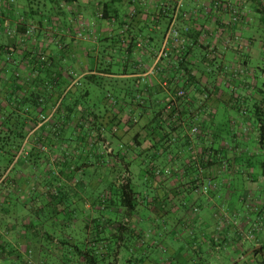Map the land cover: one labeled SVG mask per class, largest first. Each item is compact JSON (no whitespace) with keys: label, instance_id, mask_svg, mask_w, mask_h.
Instances as JSON below:
<instances>
[{"label":"crops","instance_id":"obj_1","mask_svg":"<svg viewBox=\"0 0 264 264\" xmlns=\"http://www.w3.org/2000/svg\"><path fill=\"white\" fill-rule=\"evenodd\" d=\"M173 16L185 51L165 42ZM28 25L35 33L26 38ZM1 47L0 69L22 73L16 93L23 99L32 89L30 74L45 77L43 70L30 72L27 51L38 47L51 57L53 72L47 77L56 83L40 88L37 107L43 114L58 101L61 105L50 121L36 122L29 131L22 156L0 169V203L10 206L19 197L27 207L72 208L96 185L92 175L106 185L102 176L123 167L132 175L146 176L150 169L168 174L159 182L165 192L183 182L178 175L188 173L213 177L220 189L244 168L245 210L223 212V227L201 231L206 221L196 218L185 246L172 255L167 247V256L156 260L151 255L159 256L158 251L149 250L168 233L149 231L159 237L149 247L143 232L135 231L131 251L143 260L138 264H264V142L259 143L253 113L264 114V0H0ZM180 90L184 96L175 100ZM169 100L176 118L160 116ZM0 101L5 112L20 111L26 125L33 121L30 102L19 107ZM222 105L231 112L228 121L219 119ZM53 125L62 128L57 135L49 133ZM216 140L221 143L215 145ZM30 149L36 155L30 157ZM64 190L71 196L60 195ZM62 215L52 221L64 224ZM69 217L75 236L86 218L74 212ZM38 223L37 217L0 216V264H16L29 249L46 253L49 245L38 241L60 234Z\"/></svg>","mask_w":264,"mask_h":264},{"label":"trees","instance_id":"obj_2","mask_svg":"<svg viewBox=\"0 0 264 264\" xmlns=\"http://www.w3.org/2000/svg\"><path fill=\"white\" fill-rule=\"evenodd\" d=\"M25 31V30H24ZM24 35V32H23ZM24 43V39L21 40ZM180 48V47H179ZM177 48V50H179ZM44 49V48H43ZM184 50V47L181 48ZM0 53H3L4 47L0 48ZM27 51V50H26ZM185 51V50H184ZM180 52V50L178 51ZM26 55L28 58H31L32 65L31 73L39 69V73L43 70L45 77L43 79H37V74H30L32 77V89L30 91V96L27 99H23L16 92L18 88L19 81H23L22 73L16 74L13 71L3 72L0 69V100H4L5 103L12 100V102L21 107L22 101L30 102L32 107V112H34L33 117L41 112L38 111V100L41 99L42 95L40 94V88L51 89L56 83V80L48 78L47 76L52 75V59L51 57L45 55L44 51L39 52L38 47L33 50H28ZM184 58V57H183ZM183 60V59H182ZM184 70H187L189 67L188 64H183ZM51 77V76H50ZM55 82V83H54ZM31 88V87H30ZM39 90H36V89ZM182 96H178L179 91L174 95V99L184 96V91ZM136 99H142L136 95ZM173 101L169 100L168 104H171ZM61 101H58L55 108V111L51 118H53L58 107H60ZM54 105V106H55ZM48 112L43 114H48ZM171 113H166L165 109L161 111L160 116L164 118H176L178 113L175 109L170 111ZM20 111L5 112L4 106L0 101V169L4 171L11 164L18 151L23 147V143L26 135L36 126V118L29 122L26 125L23 121V118L20 117ZM30 113V112H29ZM257 116V126L256 131L259 136V143L264 142V114L259 110L253 112ZM42 114V113H41ZM16 117H19L17 120ZM161 116V117H162ZM61 127L53 125L50 127L49 133L57 135ZM43 147V146H41ZM48 147V144H47ZM122 147V145H119ZM35 149H30L29 156L36 155L34 152ZM41 150L40 146L37 148V152ZM34 153V154H33ZM122 171V168L117 170L115 174H119ZM146 175L149 179H152L155 175L159 174V170L150 169ZM96 183L94 188H91L92 200L88 201V197L83 201L80 198L77 199L76 206L70 208L68 205L57 207L56 205L49 204L48 206L38 207V206H23L19 197L14 198L12 205L6 206L4 208L16 207L17 210H14L12 216L19 218H31L37 217L40 220L42 227H45V230L55 229L58 232L59 237H52L48 234L47 237L42 238L38 242H41L45 245H49L45 254L41 256L32 252L34 250H27V258L35 260V263H32L31 260L23 258L24 255L17 257L16 264H138L143 260L139 256H136L132 253L131 248L134 246L133 243L136 240L134 235V230L130 228L128 224L123 222L124 217H132L136 214V192L131 187L129 182L124 180L121 181V184L118 186L112 181L108 184L98 183V175L94 174L91 176ZM124 178V177H123ZM96 179V180H95ZM127 179V178H125ZM81 183V180L77 181ZM62 190V189H61ZM60 195L70 194L68 190L58 191ZM150 190L143 189L140 195L144 197H150ZM47 195L52 198L54 192L48 191ZM88 193V191L86 192ZM2 194V192H0ZM66 198L67 197H61ZM152 200H156L155 197H152ZM158 202V203H157ZM157 205H152L149 207V211L158 218H163L164 203L163 200L155 201ZM3 203H0V215H8L7 211H3L1 207ZM75 213L77 218L85 217L86 220H81L80 224L76 227L75 236L72 235L71 231L73 228L69 225V214ZM58 214H63L62 216L65 219L64 224L55 223L52 221L53 218H56ZM96 216V217H95ZM105 216L113 217V220L106 219ZM39 224V225H40ZM32 227L34 225L30 224ZM29 227V226H28ZM46 232V231H45ZM58 248V249H57ZM56 251V252H55ZM126 251V253H125ZM123 252V253H122ZM44 258V259H43ZM4 260V259H3ZM5 261V260H4ZM5 264H14L10 260L5 261Z\"/></svg>","mask_w":264,"mask_h":264},{"label":"rangeland","instance_id":"obj_3","mask_svg":"<svg viewBox=\"0 0 264 264\" xmlns=\"http://www.w3.org/2000/svg\"><path fill=\"white\" fill-rule=\"evenodd\" d=\"M52 49L56 50V47H53ZM230 113L231 112L225 111V108L222 105L219 108V112H218L219 119L228 121V116H230ZM35 116H37V114ZM14 117L17 120H19V117H16L15 115ZM35 118L38 117H33V120ZM37 122H39L38 119ZM220 143H221L220 141H217L215 142V145H219ZM18 152L19 153H17L16 156L19 157L22 156L21 154H23L24 151L21 148V150ZM224 162L225 161L221 159L219 160V164L221 166H223ZM203 163H205V161H203ZM196 172L198 173V171ZM238 173L239 174L236 175V180L233 179V181L231 180L228 181L226 187L220 184L221 185L219 187L220 189H215L216 184L214 182L213 177L210 176L200 177L198 175H197L198 177L197 176L192 177L190 173H188L187 175L184 174L178 175L177 178L183 177V182L180 185L173 187L172 191H168V192H165L167 188L163 189L164 186L159 182H163L165 178H169V175L161 172L157 175L154 174L153 175L154 177L152 179H149L151 182L147 183V180H145L146 176L132 175L133 173L131 169L128 170L125 167H123L122 171L119 174H114L112 172L111 173L109 172V174L102 176V180H104L106 184L112 181L117 186L121 184L122 180H124L125 183L129 182L131 187L134 189V191L137 194L136 214L133 215L132 217H124L122 219L125 224H128L130 228L134 230V232L135 231L143 232L144 242L148 246L149 243L159 238L158 235L155 234V232H153L152 235H150L149 231H156L158 233V230H161L160 231L161 233H168L166 239L162 240L160 244L154 245L153 248L149 250V253H151L152 250L158 251L159 256L155 255V253L151 255V258L156 260V258L163 259L167 256V253L165 251L167 247H170L168 253H170L169 255H172V252L175 251L174 249L176 247L177 249H179L180 247L185 246V242H186L185 238L187 237L186 234L189 231L192 230L195 231L197 228V225L192 226L193 224L190 223V222H194L196 218H203L206 221V223L204 224V229L201 228V231H212L213 229L217 230L216 228L217 225H222L223 227V225L226 223V215H224L223 212H230L231 209L237 212H241L245 210L242 201V199H244L245 197L244 196L245 194L243 191L244 189L242 188V185L240 183V180H241V176L244 178V175H246L247 172L244 170V168H241L240 170H238ZM193 175L195 176V174ZM1 176L2 175L0 174V177ZM207 179H210L212 183H214V185L210 189H208L207 192H202L201 186L205 183ZM217 181H219V179H217ZM220 183H221V179H220ZM143 189L146 190L153 189L151 195H148L150 196V198L140 195L141 192H143ZM0 192H1V185H0ZM210 194H214L215 196L213 197L214 199L211 202H208L209 201L208 196ZM90 195H91V190H89L88 193H86V197L89 196L88 201L92 200V196ZM255 195L257 196L258 192H255ZM152 197H155L156 199L155 201L161 202V200H163V202H167V206L164 207V211L162 213L163 218H158L154 216L148 210L150 206L155 204V201L152 200ZM2 206H3L1 207L2 210L7 211L9 215H13V213L15 212L14 210L18 209L16 207H10L9 209L4 208L7 206L6 204H2ZM105 218L113 220L112 216L111 217L105 216ZM150 218H152V220ZM138 220H140V222H137ZM40 226L42 225L40 224ZM218 252L219 255L221 256V261H223L224 259L222 257L225 255V252L223 251V249L218 250ZM27 257L28 256L26 255L23 258H25V260L29 259L31 260L32 263H35V260ZM171 264H176V263L172 262Z\"/></svg>","mask_w":264,"mask_h":264},{"label":"built area","instance_id":"obj_4","mask_svg":"<svg viewBox=\"0 0 264 264\" xmlns=\"http://www.w3.org/2000/svg\"><path fill=\"white\" fill-rule=\"evenodd\" d=\"M175 19L176 17L173 16V18L171 19L168 27H167V30L165 32V42L167 43L168 41H171V44L176 47V48H179V47H183L184 45V42H185V37L184 35L180 34V32L177 30V27L175 26ZM187 31V28L185 29V32ZM35 33V29H34V26L32 25H28L26 27V30L24 32V37L26 38H29L31 36H33ZM233 40L234 41H238V36L237 35H234L233 36ZM239 72L241 73L242 72V69L239 70ZM183 95V92H179L178 93V96H182ZM55 108H56V105L52 108V110L48 113V114H40L38 116L39 118V121L40 122H47L50 120V118L52 117L54 111H55ZM171 109V105L170 104H167L166 107H165V112L168 113L169 110ZM193 131H195V128L193 129ZM214 184L212 183V181L210 179H207L205 181V183L201 186L202 188V192H207L208 189H210Z\"/></svg>","mask_w":264,"mask_h":264}]
</instances>
